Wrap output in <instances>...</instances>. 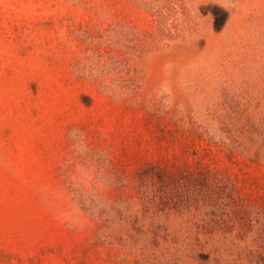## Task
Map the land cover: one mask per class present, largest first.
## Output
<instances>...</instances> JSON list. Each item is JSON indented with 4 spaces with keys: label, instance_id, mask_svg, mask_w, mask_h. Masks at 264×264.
I'll return each mask as SVG.
<instances>
[{
    "label": "rangeland",
    "instance_id": "1",
    "mask_svg": "<svg viewBox=\"0 0 264 264\" xmlns=\"http://www.w3.org/2000/svg\"><path fill=\"white\" fill-rule=\"evenodd\" d=\"M0 264H264V0H0Z\"/></svg>",
    "mask_w": 264,
    "mask_h": 264
}]
</instances>
